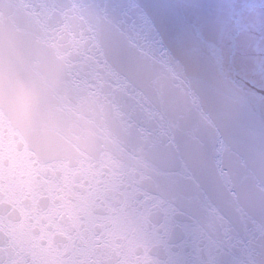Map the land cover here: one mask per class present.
<instances>
[{"label": "clouds", "instance_id": "obj_1", "mask_svg": "<svg viewBox=\"0 0 264 264\" xmlns=\"http://www.w3.org/2000/svg\"><path fill=\"white\" fill-rule=\"evenodd\" d=\"M0 264H264V0H0Z\"/></svg>", "mask_w": 264, "mask_h": 264}]
</instances>
